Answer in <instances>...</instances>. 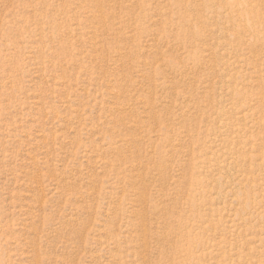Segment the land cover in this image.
I'll return each mask as SVG.
<instances>
[{
  "label": "rangeland",
  "instance_id": "obj_1",
  "mask_svg": "<svg viewBox=\"0 0 264 264\" xmlns=\"http://www.w3.org/2000/svg\"><path fill=\"white\" fill-rule=\"evenodd\" d=\"M0 264H264V0H0Z\"/></svg>",
  "mask_w": 264,
  "mask_h": 264
}]
</instances>
